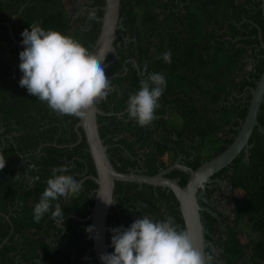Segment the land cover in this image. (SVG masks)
Masks as SVG:
<instances>
[{
	"label": "trees",
	"instance_id": "trees-1",
	"mask_svg": "<svg viewBox=\"0 0 264 264\" xmlns=\"http://www.w3.org/2000/svg\"><path fill=\"white\" fill-rule=\"evenodd\" d=\"M154 3L155 0H124L126 41L117 36L112 43L115 54L109 53L105 58L106 76L114 90L97 106L113 114L97 115L96 120L109 161L120 172H126L127 165L136 164L134 157L142 151L143 172L154 174L159 158L182 149L179 131H192L197 136L196 151L200 157L216 141L218 145L204 158L219 153L231 139L223 137V133L221 144L217 132L235 122L236 116H244L248 101H243L245 107L238 108L235 103L241 102L242 97L236 95L244 92L243 97L249 98L243 89L254 85L264 64L261 58L251 71H245L240 61L251 43L259 44L258 29L264 44L260 0H169L168 4H157L158 12L154 11ZM122 6L121 0V9ZM7 23L21 51V33L30 31L34 23L72 36L90 52L98 29V22H94L92 32L77 28L61 0H0V154L6 157V166L0 170V242L5 239L0 246V264H98L90 235L85 231L89 220L78 221L69 216L58 225L46 213L39 223L34 222V205L39 202L53 167L69 166L66 174L82 185L77 195L58 198L52 201L53 206L60 203L64 216L73 214L80 218L89 213L90 194L96 187L91 178H81L95 175V171L81 129L80 140L73 129L78 118L55 114L45 102L19 86L20 59ZM165 52H171V63L164 62ZM145 65L148 73L165 76L166 88L155 112L159 116L149 126L140 127L128 119L127 100L130 93L138 91L140 80L146 78L147 73L141 76ZM250 76L253 80H248ZM167 110L171 116L162 119ZM256 119L262 131L254 127L246 158L237 156L229 166L227 179L235 192L225 200L231 204L228 212H200L206 230L204 240L219 249L225 264H237L250 252L264 254V94ZM163 123L176 128V139L163 133ZM155 129L159 137L152 139ZM196 165L197 162L192 167ZM18 173L20 179L15 178ZM174 175L180 176L178 184L182 186L186 175L179 171L169 174ZM35 176L39 180L29 186L28 180ZM137 185L114 181L116 203L109 208L105 220L107 243H111V228H127L143 214L155 220L171 216L178 229L184 230L171 191L142 183L143 198L138 201L135 193L130 195V189ZM254 232L256 242L250 239ZM243 233L245 241L239 239ZM209 247L204 253L213 255ZM113 251L111 247L109 253Z\"/></svg>",
	"mask_w": 264,
	"mask_h": 264
},
{
	"label": "clouds",
	"instance_id": "clouds-1",
	"mask_svg": "<svg viewBox=\"0 0 264 264\" xmlns=\"http://www.w3.org/2000/svg\"><path fill=\"white\" fill-rule=\"evenodd\" d=\"M21 36L24 46L19 53V70L22 76L19 86L29 95L45 102L59 116L84 119L95 103L104 101L114 90L111 79L106 76V54L93 53L80 41L59 31L45 30L39 24L30 25ZM171 52L163 54L165 63H171ZM139 89L130 93L127 100L128 119L140 127L149 126L156 118L159 100L165 88V76L159 72L148 73L147 65L141 72ZM6 166V157L0 154V170ZM69 166H57L51 170L39 202L34 205L33 219L39 223L50 213L58 225L64 221L58 198L68 199L77 195L81 183L68 175ZM20 179L18 173L15 177ZM39 176L28 180L29 186ZM113 200L106 201L111 204ZM94 226L85 231L91 233ZM111 246L114 251L100 255L102 264H212L213 256L204 253L195 244L194 235L180 230L174 218L167 216L155 220L149 215L135 219L130 226L110 229Z\"/></svg>",
	"mask_w": 264,
	"mask_h": 264
},
{
	"label": "water",
	"instance_id": "water-1",
	"mask_svg": "<svg viewBox=\"0 0 264 264\" xmlns=\"http://www.w3.org/2000/svg\"><path fill=\"white\" fill-rule=\"evenodd\" d=\"M118 9L119 0H104L103 6L101 7L102 13L99 18V30L91 45V52L106 54V57L109 53L115 54L112 43L116 37L115 30L118 27ZM261 13L264 19L263 0H261ZM7 27L9 37L12 44L16 45L19 57V53L21 52L20 44L13 37L9 23H7ZM249 94L247 109L240 126L232 141L223 150L208 160L201 162L194 169L175 161L172 165L160 170L154 175L138 174L132 171L120 172L112 166L106 153V145L102 143V139L99 136L96 120L97 115H109L113 114L112 112H103L98 108L97 103H95L89 109L84 119L78 118L74 123L73 129L77 134V140L81 138L78 129H81L84 136L95 171V175H89L87 177L92 179L96 188L94 189L93 204L89 213L84 218H78L73 215L68 216L74 217L79 221L89 220V226H94L93 231L89 235L92 244L91 248L98 264H102L100 255L109 253L108 250L112 247L111 243H106L105 240V218L108 208L115 203L112 197L114 181L143 183L152 187L166 188L171 191L178 203V210L183 221L184 230L194 235L196 246L203 252L208 245L212 247L209 242L204 240L206 230L201 223L199 210L202 208L198 205L197 200L205 201L202 195L210 175L228 165L241 150L247 153L248 137L253 127L259 125L256 117L264 94V67L255 80L254 86L249 88ZM117 114L119 115L120 113L118 112ZM171 168H176L187 173V179L182 186L178 185L176 178L170 179L163 176ZM109 200H113L111 204L106 203ZM4 241L5 239L0 242V246Z\"/></svg>",
	"mask_w": 264,
	"mask_h": 264
},
{
	"label": "flooded vegetation",
	"instance_id": "flooded-vegetation-1",
	"mask_svg": "<svg viewBox=\"0 0 264 264\" xmlns=\"http://www.w3.org/2000/svg\"><path fill=\"white\" fill-rule=\"evenodd\" d=\"M122 1H123V6L121 9L120 8L121 0H119L118 22H117L118 27L115 30V33H116L115 39L117 38V36H120L121 40L124 42V41H126V35H124V31H125V28H124V0H122ZM61 2H62V4H64L66 12L71 15V21L74 23V25L77 28L83 30L84 33H88L90 31L92 32L94 22H96V23L98 22V29L96 31V36H97L98 30H99V24H100L99 18H100L101 13H102L101 7L103 6L104 0H61ZM162 2L168 4L169 0H155V3H154L155 4V8H154L155 12L159 11V8L156 7L157 4L158 3L160 4ZM174 3H175V1H174ZM181 4L182 3H179V6H181ZM260 7H261V3H260ZM257 39L259 41V44L257 45L255 43H251L249 45V48L247 49V54L242 59H240V61L243 62V64H244L245 71H247V70L251 71L250 69L253 68V66L259 61V59L262 58L264 60V51H263L264 50V44H262V42H261L259 29L257 32ZM260 49H263V50L261 51ZM263 67H264V64L262 66V69H263ZM248 80H253V76H250V78ZM255 80H253V82H255ZM253 86L246 85L244 87L243 90L245 91L246 96L248 93V95L250 97L249 88L253 87ZM243 93L244 92H240L236 95V97H242L240 99V101L242 103L241 102L235 103V105H237L238 108L245 107V102H243V101L249 100V98H247L245 96L243 97ZM247 105H246V109H247ZM246 109H245V112H246ZM244 115H245V113H244ZM157 116H159L158 113L156 114V117ZM169 116H171V115H169V111L167 110L166 112H164L162 114V119H167ZM243 117L239 118L238 116H236L234 118L236 123L233 122L229 126L228 125L223 126L222 131L217 132L219 135H221V139H220L221 144H224V141H223L224 138H222L223 133H224L223 137H226L229 140L231 139L230 142L232 141L234 135L236 134V132L240 126V123H241ZM170 118L174 120L175 116H174V118L173 117H170ZM163 124H164V127L162 129L163 133L167 134V136H169L172 140L176 139V136H175V134L177 132L176 128L174 126L173 127L168 126L166 123H163ZM254 127H257V126H254ZM254 127H253V129H254ZM259 128L257 127V130L262 131L261 127H259ZM253 129H252V131L248 137V140H247V144H248V147L246 148L247 153H248V149L252 146V143H249V138L251 137V135L253 133ZM158 130H160V129H158ZM156 132H157V130L155 129V132L151 133L152 139H156L159 137V136H156ZM179 132L181 134L180 137L182 138V141L180 142V144L182 145V149L181 150L176 149L175 152L165 153V155L163 157L159 158L158 161L155 162L156 171L154 174L158 173L162 169L169 167L175 161L179 164H183V165H185L191 169H194L192 167V164L197 162V165H196V167H197L201 162L208 160L209 158L212 157V155H211L208 158H204L203 156L200 157L198 155V152L196 151L197 145H198V138L196 135L193 134L192 131L185 130V133L181 132V131H179ZM102 143H103V139H102ZM104 145H106V144H104ZM106 148H107V145H106ZM247 153L244 152L243 150H241L235 157L239 156L240 158L242 157L245 159L247 156ZM107 156H108V154H107ZM143 156H144V154L142 153V151H139L138 156L134 157V159L135 158L137 159V163L132 165V166L127 165L125 167L126 172L132 171V172L138 173V174L154 175V174H146L145 172H143L144 168H143L142 163H141V157H143ZM135 162H136V160H135ZM231 162L228 165L223 167V168H226V170L221 168V169L216 171V172H218L216 175H214L215 172L212 175H210L209 181L206 182V185L204 187V193L202 195L205 198V201L197 200L198 205L202 208L201 210H199V214L201 211H207V212L211 213L212 215H215L214 214L215 212L211 211L212 209H216V210L221 211V212H228V208L231 207V204L229 202H226L225 200H226V198L231 197L235 192L234 190H232L230 184L228 183V179H227V177L229 175V171H230L229 166H230ZM173 171H179V172L184 173V175H186L185 177L187 179V176H188L187 173L184 171L178 170L176 168L169 169L165 174H163V176L170 178V179L176 178L177 183H178V179L180 177L179 175H177V176L174 175L173 177L169 176V174L172 173ZM87 176H89V175H86V176L82 177L81 179H84ZM186 179H185V181H186ZM130 183H135V182H130ZM136 184H138V183H136ZM160 188H162V187H160ZM94 189H92V192L90 194V196L92 195V204H93V197H94ZM140 189H141V184H138L136 186V189L135 188L130 189V195L135 193L134 196L137 197L138 201H141V199L143 198V196L140 192ZM205 189H207V191ZM134 190H136V192ZM167 191H169V190H167ZM112 197H113V191H112ZM115 203H116V200H115ZM126 206H128V205L124 204V207H126ZM109 208H108V210H109ZM89 211H90V209H89ZM68 215H73V214H68ZM67 216H64V217H67ZM73 216H75V215H73ZM84 217H82V218H84ZM78 218H80V217H78ZM200 218H201V215H200ZM105 220H106V218H105ZM89 224H90V222H89ZM105 227H106V225H105ZM105 230H106V228H105ZM250 239H253L254 242L258 241L257 232L251 233ZM105 240H106V236H105ZM206 242H208V241H206ZM209 249L213 253L212 264H225L223 262V260L219 257V253H220L219 249H216L213 246L209 247ZM108 252H109V250H108ZM237 264H264V254L260 255V253L250 252L248 255H244L243 258H241Z\"/></svg>",
	"mask_w": 264,
	"mask_h": 264
},
{
	"label": "rangeland",
	"instance_id": "rangeland-1",
	"mask_svg": "<svg viewBox=\"0 0 264 264\" xmlns=\"http://www.w3.org/2000/svg\"><path fill=\"white\" fill-rule=\"evenodd\" d=\"M217 145H218V144H217V141L214 142V143H212L211 145H209L206 149H204V150L201 152L202 156H203V157H207V156H209L210 151L213 150ZM247 236H248V235H247ZM248 237H249V236H248ZM239 239H240L241 241H245V239H246V234H245V233H243V234H239Z\"/></svg>",
	"mask_w": 264,
	"mask_h": 264
}]
</instances>
